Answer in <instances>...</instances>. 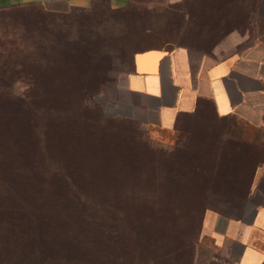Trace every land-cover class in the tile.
Wrapping results in <instances>:
<instances>
[{
    "label": "trees",
    "instance_id": "16d2710c",
    "mask_svg": "<svg viewBox=\"0 0 264 264\" xmlns=\"http://www.w3.org/2000/svg\"><path fill=\"white\" fill-rule=\"evenodd\" d=\"M101 3L128 17L135 11L131 0L120 7L94 0L79 11L91 14ZM201 3L192 8L201 12ZM31 6L40 7L0 11ZM136 14L144 19L141 29L150 31V13ZM42 25L44 35L40 22L34 25L32 43L22 37L0 42V264H139L137 248L158 222L178 233L201 200L246 195L258 152L229 147L230 137L197 112L176 123L195 118L205 129L198 148L181 158L155 150L144 136L111 133L96 117L74 123L59 102L40 101V93L50 92L40 40L46 45L60 33L54 20Z\"/></svg>",
    "mask_w": 264,
    "mask_h": 264
},
{
    "label": "rangeland",
    "instance_id": "374dc122",
    "mask_svg": "<svg viewBox=\"0 0 264 264\" xmlns=\"http://www.w3.org/2000/svg\"><path fill=\"white\" fill-rule=\"evenodd\" d=\"M194 1L131 0L130 8L134 6L135 11L130 17L106 11L102 3L91 14L77 10L64 16L47 15L37 6L14 7L0 11V42L10 38L18 43L22 37L25 43H32L34 25L40 22L44 35L42 20H54L60 28L57 39L54 36L46 45L40 40V61H46L45 82L50 90L40 93V101L59 102L63 117L74 123L96 117L112 126L111 133L144 136L155 150L184 158L205 136L195 118H184L173 131L163 132L120 114L131 55L146 47L175 45L224 55L243 51L264 38V0H201V12L192 8ZM143 9L151 15L146 20L148 32L141 29L144 19L136 14ZM12 33L15 35L10 36ZM223 203L214 196L201 200L178 233L168 222H158L150 229L149 239L137 248L139 257L135 259L139 264H192L202 211Z\"/></svg>",
    "mask_w": 264,
    "mask_h": 264
},
{
    "label": "crops",
    "instance_id": "0c3cea01",
    "mask_svg": "<svg viewBox=\"0 0 264 264\" xmlns=\"http://www.w3.org/2000/svg\"><path fill=\"white\" fill-rule=\"evenodd\" d=\"M94 0H0V9L38 5L50 12L87 10ZM113 7L129 0H105ZM120 114L148 128L175 129L197 112L206 124L260 152L243 198L211 195L223 204L203 211L192 264H264V38L240 52L219 55L185 45L131 55ZM151 131V130H150Z\"/></svg>",
    "mask_w": 264,
    "mask_h": 264
}]
</instances>
